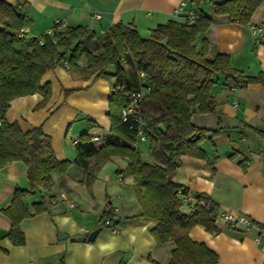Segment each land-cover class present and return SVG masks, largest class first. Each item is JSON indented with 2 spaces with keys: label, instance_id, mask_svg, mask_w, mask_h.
<instances>
[{
  "label": "crops",
  "instance_id": "0c3cea01",
  "mask_svg": "<svg viewBox=\"0 0 264 264\" xmlns=\"http://www.w3.org/2000/svg\"><path fill=\"white\" fill-rule=\"evenodd\" d=\"M186 0H25L21 13L23 37L16 47L27 50L28 42L43 38L57 22L65 28L87 27L96 36L116 23L133 24L142 39L158 25L175 21L184 24L191 11L203 13L211 24L199 33L194 46L208 45V55L229 56L232 69L246 77L264 74V45L255 46L250 25L264 24V2L249 23L241 26L227 16L214 13V5L226 0H201L197 10ZM14 6L15 0H6ZM97 14L100 19L94 17ZM105 72L113 74V68ZM114 83V80H111ZM70 71L63 63L45 72L40 86L48 83L50 95L43 101V89L33 95L14 98L5 113L7 123L22 132L40 128L49 136L58 162L72 161L74 141L82 134L97 137L100 146L112 139L108 98L113 83ZM213 109L191 115V123L215 132L200 144L205 158L182 156L172 181L190 196H208L218 214L232 213L246 218L248 225L231 227L217 218L216 233L194 226L189 238L213 252L216 264H264V88L258 84H233L216 75L210 90ZM90 121L96 125L90 128ZM139 144H146L144 151ZM141 160L153 164L149 141L136 143ZM143 155H146L144 160ZM124 159L113 157L96 173L91 187L83 185L84 170L72 164L63 184L54 179L51 191L42 188L26 194L22 203L29 216L20 221V235H11V221L4 214L17 189L28 191L27 168L12 162L0 168V264H170L173 241L157 243L150 231L157 222L140 216L135 187L125 173ZM54 178V177H53ZM120 179V180H118ZM46 209L35 213V207ZM188 200L180 211L189 214ZM117 227L101 225V219ZM102 230L93 242L90 231ZM60 234V237H59Z\"/></svg>",
  "mask_w": 264,
  "mask_h": 264
},
{
  "label": "trees",
  "instance_id": "16d2710c",
  "mask_svg": "<svg viewBox=\"0 0 264 264\" xmlns=\"http://www.w3.org/2000/svg\"><path fill=\"white\" fill-rule=\"evenodd\" d=\"M201 0H193L197 10ZM264 0H226L214 5V13L227 16L230 22L246 26L254 11ZM25 0L9 5L0 0V168L22 162L27 168L28 191L17 189L4 214L11 221V235H20L18 225L29 216L22 200L37 188L51 191L54 179L63 184L72 164L84 170L83 185L91 187L96 173L113 157L122 158L125 173L135 187L140 216L157 222L150 233L157 243L173 241L170 264H216L217 256L204 245L193 242L189 231L202 226L216 233L217 206L208 196L195 195L189 214L180 211L177 195L180 189L172 181L177 161L182 156L205 158L200 144L211 132L191 123L193 113L205 114L213 109L210 90L214 78L220 74L233 84H258L264 88V74L246 77L231 68L229 56L208 55V45L200 51L194 40L211 24V19L199 13L190 27L175 21L158 25L146 39L140 38L133 24L116 23L102 36L87 27L65 28L62 32L28 42V49L16 47V34L22 29L21 13ZM70 71L86 78L114 80L108 98V120L112 139L100 146L90 141L88 134L78 137L72 161L58 162L53 154L50 138L40 128L22 132L16 123H7L5 113L14 98L33 95L42 88L43 101L50 95V86L41 79L46 71L62 63ZM125 66L130 70L126 71ZM113 68V74L105 72ZM143 76V79L140 77ZM143 92L139 104L142 127L151 146L153 164L141 160L136 150L135 132L129 123L121 122V111L128 104L130 91ZM96 125L90 121V128ZM54 177V178H53ZM204 203V205H201ZM47 206L35 207V213ZM107 215L101 219L104 225ZM21 236V235H20Z\"/></svg>",
  "mask_w": 264,
  "mask_h": 264
},
{
  "label": "built area",
  "instance_id": "2783aa9c",
  "mask_svg": "<svg viewBox=\"0 0 264 264\" xmlns=\"http://www.w3.org/2000/svg\"><path fill=\"white\" fill-rule=\"evenodd\" d=\"M186 3L191 4L193 6V0H186L182 2L180 6H185ZM94 17L97 19H100V16L97 14H95ZM197 18H198L197 14L190 11L183 25L185 27H190L193 25L195 20H197ZM63 30H64V25L60 22H57L49 31H47L45 36H52V35L62 32ZM249 30L252 34L253 44L255 46L264 45V24L250 25ZM16 37L17 38L23 37V29L18 31V33L16 34ZM37 40L41 44L43 41V38H40V39L38 38ZM63 65L65 67H68L67 62H64ZM140 77L143 79L142 75H140ZM142 96H143V92L141 90L130 91L129 97H128V104L121 111V122L129 123V129L135 132L136 143L144 142L147 140L146 133L142 127V119H141V116L138 110ZM90 141L92 143H95L98 141V138L90 137ZM76 142L77 141H74V145L76 144ZM136 143H135V146H136ZM177 195L179 197L181 206H184L188 200H191L192 202L195 203L194 196H190L188 194L184 196L180 189L177 191ZM201 205H204V203H202ZM217 218L222 219L225 223L229 224L231 227H237L240 224L248 225V221L246 220V218L241 215H234L232 213L218 214L217 212ZM104 225L110 227L112 233H116L118 230L116 226L111 225L110 222L107 220L104 222Z\"/></svg>",
  "mask_w": 264,
  "mask_h": 264
},
{
  "label": "water",
  "instance_id": "95a60500",
  "mask_svg": "<svg viewBox=\"0 0 264 264\" xmlns=\"http://www.w3.org/2000/svg\"><path fill=\"white\" fill-rule=\"evenodd\" d=\"M0 29H2V28L0 27ZM111 83H113V81H111ZM101 230H102V227H97L94 230L90 231L88 236H87V240L89 242H93ZM59 237H60V234H59Z\"/></svg>",
  "mask_w": 264,
  "mask_h": 264
},
{
  "label": "rangeland",
  "instance_id": "374dc122",
  "mask_svg": "<svg viewBox=\"0 0 264 264\" xmlns=\"http://www.w3.org/2000/svg\"><path fill=\"white\" fill-rule=\"evenodd\" d=\"M125 70H126V71H129V70H130V67H129V66H125ZM146 148H147L146 144H144V145L139 144V149H140L141 151H144ZM142 157H143L144 160H146L145 158L148 157V156L143 155Z\"/></svg>",
  "mask_w": 264,
  "mask_h": 264
}]
</instances>
